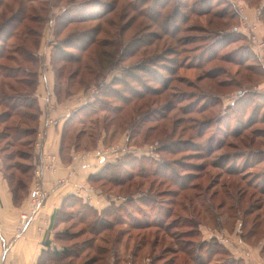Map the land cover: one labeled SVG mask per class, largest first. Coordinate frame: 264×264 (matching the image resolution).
<instances>
[{
	"label": "rangeland",
	"instance_id": "obj_1",
	"mask_svg": "<svg viewBox=\"0 0 264 264\" xmlns=\"http://www.w3.org/2000/svg\"><path fill=\"white\" fill-rule=\"evenodd\" d=\"M155 1L50 0L44 3L42 0L32 4L35 13L43 16L47 14L48 22L51 23L47 25L48 30L53 33L54 38L55 30L58 28L61 30V25L65 24L62 23V19L72 18L75 21L89 19L81 24L76 22L68 25L64 36L66 34L81 35V33L89 32L92 27L99 26L103 32L96 37L97 41L111 40L117 44L122 43L115 69L107 71L101 81L92 83L86 91L92 90L95 94L101 83L106 84V89L109 93H113L114 98L107 99L104 105L107 106L106 108L120 107L123 111L116 115L104 108L99 109L96 114L76 119L71 124L67 146L69 145L71 149L77 143L82 148L96 150L100 139L106 133L104 149H120L122 136L130 130L131 148L135 149L139 155L140 164L128 172H126L128 169L126 170L123 166L118 167L117 170L123 172L124 176L130 173L133 177L132 181L123 187L109 183L105 186H102V183L97 184L109 199L114 200L107 211L108 220L112 221L117 216L124 219L126 223L132 222L133 219H130L132 216L139 218L138 216H142L141 213L147 210H149L147 213L149 220H158L159 217L154 215L163 213V209L173 208L174 213L166 220L168 223L174 220L177 222L176 227L171 229L170 236L177 237L180 232L191 230L192 220L201 224L198 228L199 232L190 236L182 235L179 239L182 244L192 242L195 244H193L194 247H199L200 244L204 246L202 249L204 259L200 261L201 263L225 264L229 258L239 254L251 263L252 250L255 249L261 250V259L264 260V227L261 225L258 229L256 220L257 195L254 200L250 198V194L257 190V184L259 187H264V98L260 96L264 94V72L259 65L261 60L259 63L253 59L250 63H242L241 66L237 64L242 62L240 60L246 59L249 47L253 45L249 38L237 40V37L232 34L242 27L241 11L245 8L260 11L261 20H257L261 33L264 28V0H207L204 3L203 0H168L169 3L165 8L161 5L165 4L166 0H159L156 4ZM9 2L12 4V0H7L6 3ZM194 6H196L195 12H191L190 8ZM46 8L47 12H45ZM155 8L163 12L165 19L154 12ZM234 8L238 16L233 15ZM209 9V14H199ZM152 18L157 22L154 23ZM167 25L169 27H166ZM165 30L168 31V35ZM230 34L232 37L228 38ZM260 36L264 39L263 31ZM215 42L218 43L214 47ZM94 49L92 47L87 53L88 57L90 55L91 58L94 57ZM213 55L217 57L211 60ZM0 64H7L5 66L8 68L12 66L16 68L13 62L0 61ZM260 64L264 66L263 61ZM250 65H254L256 69L249 71L247 68ZM77 67V65L70 66L68 72L76 70ZM215 76L217 78H210ZM86 77L91 79L89 75ZM2 80L1 78L0 82ZM78 85H75L74 89L79 88ZM24 89L19 90L21 94L10 92L8 89L5 93L7 97L23 96ZM206 95L209 99L208 106H204ZM143 96L146 97L145 100H139ZM2 100L0 99V113L6 110ZM202 107L203 110L206 109V112L197 113L196 110ZM140 108L143 123H140L138 117L137 111ZM28 112L30 111L22 109V113L8 120L6 125L0 124V133L8 136L6 135L8 130L14 127L12 132L15 134L17 125L23 128L31 127L32 122L25 118ZM204 120L213 122L210 128L200 135L199 126ZM164 125L168 128L166 134L168 137L162 134V132L165 133ZM148 130L151 131L148 132ZM13 137L9 141H1L2 151L5 150L3 146L12 145ZM209 138H214V143L210 146ZM19 140L13 148H10L15 158L12 161L6 160V164L19 162L18 168H25L32 163V159L30 160L32 146L27 143L31 138L21 134ZM219 140L224 141L225 147L216 151ZM161 145L171 146V148L169 151H161ZM121 158L122 155H114L110 150L107 160L119 162ZM219 164L221 167H217ZM156 169L158 175L154 177L151 174ZM221 170L244 175L253 189L248 190L247 197H243L237 213L223 208L219 210L217 219L205 213L199 216V211L202 209L201 201H199L201 198L194 197L198 191L183 189L190 184L191 187L200 184L203 188L214 187L213 191L218 190L220 186L216 184ZM12 172L17 177L21 174L16 169ZM202 175L203 177L200 178ZM258 177L262 178L257 180ZM223 182H227L230 191H235L232 187L235 186L234 179L225 177L221 183ZM182 185L185 187H180ZM139 186L141 191L138 189ZM159 191L162 193L158 194ZM169 191H175L178 194L175 196L172 193H166ZM131 195L133 198H130ZM149 195L153 196L154 203L146 209L139 207L141 211L133 209L137 207L131 206V201L136 203L138 197L148 198ZM220 200L219 198L215 200V207ZM115 204L122 209L117 211ZM187 205H191V210ZM232 205H235V202H227L228 207ZM125 206L130 207L125 209ZM77 210V208L66 209L62 223H58L52 239L58 249L92 238L85 228L95 220V217L89 216L87 211L83 210V216L86 214V217H90L84 219L85 223ZM128 227L130 226L115 227L108 238L109 242H112L120 230H129L132 235L128 240L129 235L121 236L124 241L116 248L118 264L131 262V258L128 257L131 247L135 241L137 243L145 235L149 237L145 239L148 246L138 253L137 264H167L168 262L194 264L183 252L174 254L172 251L157 260L156 257L162 256L163 249L170 246L173 240L160 232L161 242L157 247L152 248L151 242L156 235V229L139 232ZM242 231L246 236L244 243L239 240ZM234 232L237 233V236L234 235L237 239L230 235ZM106 234L97 236V244L111 247V243L105 244L99 241L107 236ZM72 236H76L77 239L72 240ZM230 237L232 247L220 250L217 243L222 244ZM208 245L211 251L214 249L210 262L205 255V252H208ZM172 248L177 250L174 244ZM185 248L188 251L189 245H185ZM111 255H108L109 263L113 262ZM84 256L76 260V264H81ZM200 262L195 264H201Z\"/></svg>",
	"mask_w": 264,
	"mask_h": 264
},
{
	"label": "trees",
	"instance_id": "obj_2",
	"mask_svg": "<svg viewBox=\"0 0 264 264\" xmlns=\"http://www.w3.org/2000/svg\"><path fill=\"white\" fill-rule=\"evenodd\" d=\"M14 1V3H13ZM42 0H12V4L6 3L7 0H0V61H8L10 63L13 62V64L16 65L8 68L7 64H0V79L3 80L0 82V99H3V105H6V110L2 113H0V124L6 125L8 120H11L14 118L15 115L19 116L22 113V109H26L30 112L25 114V118L28 119V121L31 123L32 126L28 128H23L17 125L15 127V134H13L12 130L14 127L6 128L9 129L6 135L4 136L0 133V143L1 141H9L12 136H14L12 139V145L3 146L4 151L0 149V155L2 156L4 163H5V175L11 185V189L14 194L15 202H18L19 197L27 192L34 176L35 166H34V147L35 143L37 141V135H38V123H39V117L41 112L39 111L38 106V100L35 95L36 87L39 83V70H40V60L41 56L39 55L40 47L42 38L44 35V31L47 25H50L48 16H43L40 14L35 13V9L32 6V4H36L37 2ZM44 3H48L50 0H43ZM70 2H73L74 0H69ZM77 1V0H75ZM159 0L155 1L158 3ZM207 0H203V3ZM168 0H166L165 4L161 5L162 8H165L168 5ZM31 4V5H30ZM185 6V4H182ZM197 5V4H196ZM156 7V5L154 6ZM196 6L190 8L191 12H195ZM235 9V8H234ZM264 11V8H263ZM45 12H47V8L45 9ZM156 14H160V16H163V12L160 10H157L155 8L154 11ZM210 13V9L206 11H201L199 14L206 15ZM263 14L261 10V15ZM233 15L238 16V12L235 9L233 12ZM178 16V15H177ZM177 18V17H176ZM175 18V19H176ZM165 19V18H164ZM62 23H65L62 26V29L58 28V30H55V38L52 33V40L50 41V46L52 47V60H53V68L56 75V88L55 91L57 95H63V96H69L76 94L81 91H86L92 83L99 82L103 78V76L106 74L107 71H112L117 66V59L119 57V49L121 48L122 43H114L111 40H103V41H97L96 37L100 35L103 30L101 27L94 26L91 28L89 32L81 33V35L72 34H64L66 33V27L68 25H72L73 23L78 22L79 24L84 23L86 20L89 21V19L86 20H80L75 21L72 18H66L62 19ZM152 21L155 23L157 22L152 18ZM49 23V24H48ZM108 25H112V23H108ZM166 27H169L167 25ZM65 28V29H64ZM168 35V31L165 30ZM237 37L236 39H244L247 36L243 34L240 31L232 33ZM228 38H231L232 35H228ZM218 42H215L213 45L214 47L217 45ZM114 46V48H113ZM93 48L94 49V57L92 56L88 57V52ZM116 50V52H115ZM246 51V49H245ZM78 52V54H76ZM248 56L244 60H240L242 62L238 63V65L241 66L242 63H250L251 60H256L259 63V59L255 55L252 47H249ZM87 54V55H86ZM86 55V56H85ZM215 55V54H214ZM212 56L211 60L215 59L217 56ZM88 57V58H86ZM90 60V61H89ZM164 61V60H163ZM261 63V61H260ZM259 63V65L262 67V71L264 72V66H262ZM72 65H77L76 70H70L68 72V68ZM28 67V68H27ZM249 71H254L256 68L254 65H250L247 68ZM84 71V72H82ZM86 75H89L91 79L89 80ZM211 79L217 78L210 77ZM15 84V85H13ZM79 84V85H78ZM78 85L79 88L74 89V86ZM106 84H100L98 87V91L94 95V100L92 102H87L83 107L76 110L71 115L72 122L70 123V126L67 127V136L71 127V124L76 119H81L83 117H87L90 114H96L97 111L102 109H109V111L115 113L118 115L123 111L120 107H111L106 108L107 99H113L114 96L113 93H109V90L106 89ZM24 87V88H22ZM6 89L10 90V92L21 94L19 92L20 89H24L22 91L23 96H6L5 93ZM21 91V90H20ZM258 95V94H257ZM264 98V94L260 95ZM204 99V106L207 105V101L209 100L207 95ZM146 97H141L139 100L144 101ZM215 99V98H214ZM18 102V103H17ZM140 102V101H139ZM216 105V104H212ZM98 107V108H96ZM140 107V106H135ZM167 109V107H166ZM141 108L139 111L138 117L140 119V123H143L144 120L141 119L142 115ZM150 110V107H149ZM197 113L202 114L206 112V109L203 110V107L196 110ZM16 113V114H15ZM30 113V114H29ZM137 113V114H138ZM148 118L149 115H147ZM80 117V118H79ZM139 121V120H138ZM137 122V121H136ZM136 122L134 124H136ZM212 120H204V122L199 126V134L202 133L208 128H210L212 124ZM264 122V121H263ZM133 125V124H131ZM134 126V125H133ZM8 127V126H7ZM153 129V128H152ZM163 130L165 133L162 132L163 136L167 134L168 128L166 125H164ZM130 130H128L122 138L125 139V145L122 148V158L119 162H110L108 161L106 164L99 166L97 164L98 171L94 174H92L89 178L90 183L97 188L103 195L106 196L102 192V190L97 186L98 183H102V186H105L106 183H109L113 186L117 187H123L124 185L130 184L132 181V176L129 173L128 175L124 176L123 172L120 170L118 171V167L123 166L128 172L133 167H138L140 162L139 161V155L135 152V149L131 148V141H132V135L129 133ZM151 130H148L150 132ZM24 134L25 136L31 138L27 143H30L32 146V150L30 152V160L32 159V163L30 165L26 166L25 168H18L19 162H14V164H6V160L12 161L14 156H12V152H10V148H13L16 143H18L19 135ZM240 136V134H238ZM237 136V137H238ZM166 137H168L166 135ZM106 138L105 135L100 139V141L103 139V143ZM121 138V139H122ZM78 138H76L77 140ZM106 142V141H105ZM214 143V138L208 139L209 146ZM172 146V144H171ZM171 146L161 145V151H169ZM217 148L216 151L222 149L225 147L224 141H217ZM74 150L76 151H82V150H93V149H87L82 148L80 145L75 143L73 146ZM67 148L70 150L69 145ZM64 149V146H63ZM4 156H3V155ZM214 154V153H213ZM8 155V156H6ZM18 163V164H17ZM137 163V165H135ZM221 164H219L217 167H221ZM20 166V165H19ZM130 167V168H129ZM16 169L19 173V177L12 171ZM115 169V170H113ZM152 176L156 177L158 175L157 169L153 171ZM156 175V176H155ZM204 175V174H203ZM203 175L200 177L202 178ZM207 175V174H206ZM175 176V175H174ZM205 176V175H204ZM121 177V178H120ZM217 184L216 186H220L218 190H214V187L211 188H203L200 186V184L194 185L191 187V184L187 187L185 185L180 187H185L183 190H197L198 193L195 194L194 197L196 198H203L201 201L200 206L202 209L199 211V216H202V213L210 214V217H215L216 219L219 217L218 213L219 210L226 208L230 211L238 212L237 209L240 208L241 202L243 201V197H247L249 195L248 190L253 189L252 185L248 184L247 178L239 173H227L221 170V173L218 174ZM225 177H231L234 179L235 186H232L235 191H230V188L227 187V182H222V179ZM262 177H258L257 180L261 179ZM264 178V177H263ZM192 183V182H191ZM141 185V184H139ZM139 190L141 187L139 186ZM141 191V190H140ZM151 191V190H150ZM150 191L148 193L150 194ZM148 193H146L148 195ZM159 193H162V191H159ZM166 193H172L176 196L178 192L175 191H169ZM205 194V195H204ZM257 195V226L258 229L262 225L264 227V187H259L257 184V190L250 194V198L254 200ZM133 195L130 196V198ZM108 197V196H107ZM142 197V198H141ZM138 197L136 200V203L131 201V206L136 205L137 208L133 209H139L141 211V208L139 207H147L150 206L151 203H154L153 196L149 195L148 198H143V196ZM222 197V198H221ZM109 198V197H108ZM219 198L221 199L219 204L215 207L214 202L215 200ZM188 199V198H187ZM110 200V205L101 210L98 211L95 208L91 207L88 203L83 202L82 199L76 197V196H68L65 201L63 202L60 209H58L54 216H53V228H57L58 223H62V219L64 216V213L66 209L71 208H77V213L82 216L83 222L84 219H88L90 217L83 216L82 211H87L89 216L95 217L94 221H91L85 229L87 232L92 236V238L84 240L82 242H76L70 246H64L62 249H58L55 245L54 249L50 247V242L46 241L45 246L47 247L46 250H43L40 257L38 258L37 264H76V260L80 259L82 256H84V260L81 264H118L117 259V247L120 245L124 239L122 240L121 236H127V238H131V234L129 233V230H120L117 235L115 236L114 240L112 242H109V236L110 233L114 231V228L117 226L127 225L130 226L131 230L135 231H146V230H153L156 229V235L154 236L153 242H151V247L155 248L159 245L160 241V232L171 238L173 241L170 246H167L162 251V256H157V260L159 258L164 257L166 253H170L173 251L174 254H177L178 252H183L184 255H186L194 264L196 262H200L203 257L202 249L203 245L200 244L199 247H194L192 242H188L189 244H182L180 243V240L182 238V235L190 236L193 235L196 232H199L198 228L201 226L200 223H195V220H192L193 222L190 225V229L187 232H180L177 237L171 235L170 231L172 228L176 227V221L174 220L172 223H168L166 220L168 216L170 217L171 214L174 213V209L170 208V210L163 209L164 212H159L158 214L154 215L159 217L158 220H149L150 218L147 217L146 212L141 213L142 216H138L139 218H133V216L130 219H133L132 222H124V219H120L116 216L114 220H108L106 215L109 207L113 205L114 200ZM189 200V199H188ZM228 201L235 202V205L227 206ZM189 206L191 210V205ZM114 207V206H112ZM111 207V208H112ZM127 207L130 206H125ZM164 207V206H162ZM115 208H118L117 211L121 210V206H117L115 204ZM132 209V210H133ZM160 209V208H158ZM226 210V211H227ZM197 211V210H195ZM105 216L102 218V216ZM128 215H130L128 213ZM152 216L150 212V217ZM221 216V215H220ZM128 219H126L127 221ZM255 220V221H256ZM238 221V220H237ZM86 223V222H85ZM196 229V230H194ZM126 232V234H124ZM103 233H107L105 237L101 238L99 241L105 243V244H112L111 247H104L99 246L97 244V236L102 235ZM246 236L243 235V231L241 232L240 238L243 242H246L245 239ZM125 238V237H124ZM147 237L146 235L138 240V242L131 247L128 257L131 258V262H127L126 264H137L136 259L138 257V253L144 249L146 246H148L147 240H145ZM77 239L76 236H72V240ZM71 240V241H72ZM128 243V241H127ZM217 243V242H216ZM175 245L177 250H174L172 248V245ZM185 245H189V250L186 251ZM208 245V252H205L206 257L208 258V262L212 259V251L211 248ZM217 246H219L220 250H227V247H225L223 244L217 243ZM126 248H129L126 246ZM194 249V250H193ZM195 249H197L195 251ZM263 249V247H262ZM218 250V251H220ZM88 251V253H87ZM226 252V251H225ZM111 255L112 263L108 262V255ZM207 262V263H208ZM201 263V262H200ZM167 264H170L168 262ZM203 264V263H201ZM205 264V263H204ZM209 264V263H208ZM225 264H246L243 259L240 258H229L227 263Z\"/></svg>",
	"mask_w": 264,
	"mask_h": 264
},
{
	"label": "crops",
	"instance_id": "obj_3",
	"mask_svg": "<svg viewBox=\"0 0 264 264\" xmlns=\"http://www.w3.org/2000/svg\"><path fill=\"white\" fill-rule=\"evenodd\" d=\"M255 10L245 8L243 15L248 20L254 21L257 15ZM48 26L45 28L39 51L41 56L39 83L35 95L41 112L38 123V134L41 136L37 135L33 163L36 171L39 167L42 168L43 165L50 163L51 157H54V169L43 168L40 177L34 171L27 192L15 202L11 185L5 175V163L0 155V264H37L42 251L47 249L46 241H49L50 247L54 249L55 243L52 239L56 228H53V216L68 196H76L98 211L110 205L109 198L89 181L90 176L98 171L99 154L105 151L103 139L99 141L96 150L76 151L74 148L70 150L67 148V127L72 122L71 115L87 102H92L95 94L91 90L69 96L57 95L50 46L53 37ZM262 31L264 32V28ZM120 144L123 148L124 138L121 139ZM44 156L49 158L45 160ZM37 183L41 184L45 196L39 210L35 211L31 192ZM23 216H27L28 220L23 219ZM236 234L234 232L230 235ZM236 236L233 238L237 239ZM231 237L226 242H222L228 249L232 247ZM239 240L242 241L240 237ZM252 252V259L249 258L251 263L241 254L235 257L243 259L246 264H264L261 250L255 249Z\"/></svg>",
	"mask_w": 264,
	"mask_h": 264
},
{
	"label": "built area",
	"instance_id": "obj_4",
	"mask_svg": "<svg viewBox=\"0 0 264 264\" xmlns=\"http://www.w3.org/2000/svg\"><path fill=\"white\" fill-rule=\"evenodd\" d=\"M242 12V27L239 28V30L242 32L243 34H245L247 36V38H249V40L251 41L253 47V51L255 53V55L257 56V58L261 61L264 62V39L260 36V32H259V28L260 25H258V20H261L259 18V13L260 11L258 10L257 12V17L255 18L254 21H250L248 20L244 15H243V11ZM258 19V20H257ZM261 22V21H260ZM38 136H41L38 134ZM111 152H113L114 155H119L120 152H122V148H112V149H106L105 151H101V153L98 156L97 159V164L99 166H102L104 164H106L108 162V155ZM45 160H47L49 157L44 156ZM54 162H55V158L51 157V161L48 164L43 165V167H39L36 171L35 174L40 177L42 174V170L43 168H47V169H54ZM45 194L43 193L42 189H41V184L37 183L35 186V189L31 192V197L34 200L33 203V209L39 210L40 206L42 205L43 199H44ZM23 219H27V216H23ZM27 225V223L25 224V226Z\"/></svg>",
	"mask_w": 264,
	"mask_h": 264
}]
</instances>
